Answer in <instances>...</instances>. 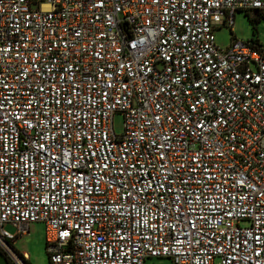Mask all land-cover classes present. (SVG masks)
<instances>
[{
	"label": "built area",
	"instance_id": "2783aa9c",
	"mask_svg": "<svg viewBox=\"0 0 264 264\" xmlns=\"http://www.w3.org/2000/svg\"><path fill=\"white\" fill-rule=\"evenodd\" d=\"M239 10L264 0H0L10 261L40 222L51 264H264V49L214 35Z\"/></svg>",
	"mask_w": 264,
	"mask_h": 264
},
{
	"label": "rangeland",
	"instance_id": "374dc122",
	"mask_svg": "<svg viewBox=\"0 0 264 264\" xmlns=\"http://www.w3.org/2000/svg\"><path fill=\"white\" fill-rule=\"evenodd\" d=\"M253 16L254 12L252 11L249 13L245 10L237 11L233 29L225 25L214 29L216 43L222 48H227L234 38H237L243 41L255 42L264 49V16L259 21L253 20ZM123 126L124 116L117 113L114 117V129L117 134L123 133ZM6 228L10 232L16 233L17 229L14 226L7 225ZM12 247L21 254L27 253L30 264H51L43 223H32L28 234L19 237ZM146 264H173V261L168 257H149L146 259Z\"/></svg>",
	"mask_w": 264,
	"mask_h": 264
},
{
	"label": "trees",
	"instance_id": "16d2710c",
	"mask_svg": "<svg viewBox=\"0 0 264 264\" xmlns=\"http://www.w3.org/2000/svg\"><path fill=\"white\" fill-rule=\"evenodd\" d=\"M247 13H249L248 11H246ZM264 16V12H261V11H255L254 12V16H253V20H256V21H259L260 18ZM10 261V260H9ZM11 264H14L12 261H10ZM28 264H30L28 261H27Z\"/></svg>",
	"mask_w": 264,
	"mask_h": 264
},
{
	"label": "water",
	"instance_id": "95a60500",
	"mask_svg": "<svg viewBox=\"0 0 264 264\" xmlns=\"http://www.w3.org/2000/svg\"><path fill=\"white\" fill-rule=\"evenodd\" d=\"M0 264H11L7 256L0 250Z\"/></svg>",
	"mask_w": 264,
	"mask_h": 264
}]
</instances>
